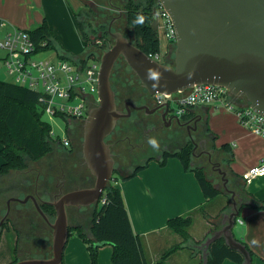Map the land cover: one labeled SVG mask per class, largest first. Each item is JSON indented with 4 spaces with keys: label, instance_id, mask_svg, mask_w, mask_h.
I'll return each instance as SVG.
<instances>
[{
    "label": "crops",
    "instance_id": "crops-1",
    "mask_svg": "<svg viewBox=\"0 0 264 264\" xmlns=\"http://www.w3.org/2000/svg\"><path fill=\"white\" fill-rule=\"evenodd\" d=\"M55 1L0 0V39L15 27L35 29L44 21H47L57 37L56 33H60V30L65 27L69 28L67 25L73 24L74 14L83 9L85 4L83 0L78 4L75 1L64 3L62 0L55 4ZM81 56L83 54L78 55V57ZM168 56L169 54L166 55ZM235 103L239 106L245 105V101L239 98H235ZM196 114L202 117L203 130L208 134L211 148L214 153L216 151L219 153L220 158H216L217 170L221 174L223 187L213 180L207 170L206 172L222 193L215 198L206 199L194 172L186 171L177 157L168 158L165 165L160 164V158H153L147 167L139 171L131 180L123 178L129 174L128 172L118 171L113 183L119 187V177L125 181L120 185L123 187L122 193L133 229L142 237L147 257L150 263L154 264L162 256L154 250L156 246L161 245L166 237L180 235L168 227V220L178 215L190 214L192 224L188 231L197 242L194 245L195 249L179 248L167 257L165 264H184L182 261L178 262V258L180 252L185 249L191 251L188 257L191 264L201 259H204L203 264H205V251L201 245L222 227L223 215L228 213L232 206L231 194L224 186L222 172H225L228 187L236 192V198L240 204V213L233 228L234 235L254 251L256 264H264V207H257L255 201V199L264 200V175L256 176L250 182L242 177L243 172L250 167L264 163V137L244 126L236 111L223 103L194 106L189 109L185 118ZM224 143H229L232 148L234 159L230 164L224 162V159L229 156V152L221 148ZM60 152L65 151L55 147L50 158L56 157V154ZM48 160L47 157H43L37 161H29L26 169L14 170L9 175L0 176V216L2 218L10 208L9 214L18 222L16 232L11 228L14 231L13 234L9 232L11 230H4L1 242L7 245L10 239L13 240V245H16L18 250H16L18 260L48 257L52 252V227L38 212L31 199L33 195L39 202L53 200L57 194L56 191L62 188V182L56 178V175L46 176ZM2 162L1 156L0 165ZM199 162L194 164L202 166L203 164ZM44 179L51 185V190H42L40 184ZM86 180H90V177H86ZM70 182L71 186L79 188L78 179L74 183ZM90 182L87 181V185ZM25 196L28 197L26 201L22 199ZM20 198L22 202L18 200ZM202 207L205 208L206 213L201 210ZM45 212L51 220L56 217L48 211ZM93 212V208L76 210L73 216L75 220L70 223L69 238L64 250L66 264L91 263L88 243L79 230L86 233L88 238H93L91 233ZM20 213L22 216L17 218ZM253 238L260 241V246L250 244ZM201 241L202 243L198 244ZM164 247L161 246V251ZM112 253V245L101 246L97 264H112ZM189 262L187 264H190ZM222 264L237 263L231 259H225Z\"/></svg>",
    "mask_w": 264,
    "mask_h": 264
},
{
    "label": "water",
    "instance_id": "water-1",
    "mask_svg": "<svg viewBox=\"0 0 264 264\" xmlns=\"http://www.w3.org/2000/svg\"><path fill=\"white\" fill-rule=\"evenodd\" d=\"M159 1L170 14L175 29L174 64L150 57L122 32L109 27L114 43L100 58L98 103L90 108L83 124V157L95 182L56 200L39 202L31 195L36 209L52 227V252L48 257L20 259L12 264H62L70 229L68 207L81 209L96 205L114 179L115 159L107 137L118 120L130 113V109L128 113L118 109L111 79L114 65L121 56L150 95L173 94L194 84H214L226 87L231 95L246 101L264 116V0ZM150 71L156 74L154 78L149 77ZM161 106L167 115L169 103ZM222 173L232 206L223 215L222 227L201 245L205 263L210 244L224 238L229 247L244 256L245 264H252L250 251L233 232L240 204L236 192L228 187L226 173ZM102 200L104 202L105 198ZM42 203L54 207V220L44 211ZM9 213L10 208L0 220V227ZM94 244L103 245L102 242Z\"/></svg>",
    "mask_w": 264,
    "mask_h": 264
},
{
    "label": "trees",
    "instance_id": "trees-1",
    "mask_svg": "<svg viewBox=\"0 0 264 264\" xmlns=\"http://www.w3.org/2000/svg\"><path fill=\"white\" fill-rule=\"evenodd\" d=\"M85 7L75 13L77 27L85 45L83 56H73L58 43L53 30L44 21L35 29H30L31 36L36 40L38 46L44 50L57 48L62 58L72 59L74 62H86L89 57H99V53L111 47L114 39L110 34L108 23L101 20L94 23L95 10L91 5L92 0H83ZM159 0H124L122 12L125 14L126 25L132 28L131 41L147 54L161 52V42L159 30L156 22L157 3ZM138 14L145 17L142 25H133L132 21ZM46 42L44 47L41 44ZM39 93L28 87L4 81L0 79V154L3 162L0 165V176L9 175L14 170H23L28 167L29 161H37L50 154L58 145L59 138H54L51 134L52 125L44 119V111L38 102ZM187 114V113H186ZM185 114V115H186ZM208 130H210L208 128ZM222 150L229 152V156L224 159L226 164H230L234 155L229 143L221 146ZM193 144L189 143L181 149L166 151L160 159V164L165 165L168 158L177 157L181 160L186 171L194 172L202 192L206 199H212L222 193L214 182L209 178L205 166L195 165L193 162ZM149 161L137 167L124 179L134 177L139 171L146 168ZM105 194V195H104ZM105 198V201H100ZM98 205L94 208L91 233L93 238H88L81 229L80 234L88 243L91 254V264H97L99 248L105 244L113 246L112 264H151L142 237L137 234L132 226V222L126 207L122 190L111 181L104 191ZM257 207H264V200L255 199ZM45 211L55 214L52 206H42ZM201 210L206 213L205 208ZM192 224L190 214L178 215L168 220V227L180 234L183 238L181 243H177L165 251L160 259L154 264H165L167 257L179 248L189 247L192 249L197 243L191 237L188 229ZM4 225V224H3ZM7 231L11 230L5 224ZM0 230V242L3 234ZM14 233V231H9ZM95 242H102L103 245L96 246ZM252 256V264L255 263L256 254L242 241ZM198 242V244H201ZM14 258L8 264L18 260L16 256V245H13ZM10 252V251H9ZM199 252H202L199 250ZM225 259H231L237 264H245L244 256L237 250L232 249L224 238H220L210 244L207 250L205 264H222ZM201 259L199 264H203ZM62 264H66L64 259Z\"/></svg>",
    "mask_w": 264,
    "mask_h": 264
},
{
    "label": "built area",
    "instance_id": "built-area-1",
    "mask_svg": "<svg viewBox=\"0 0 264 264\" xmlns=\"http://www.w3.org/2000/svg\"><path fill=\"white\" fill-rule=\"evenodd\" d=\"M159 19L163 20V24L168 27L171 40H175V29L170 14L160 1L157 3L156 11L158 30ZM45 45L46 42H43L41 47ZM0 51H3L0 60L11 76V81L39 93L38 102L44 111V119L46 116L64 117L67 120L86 118L90 106L98 103L100 57H89L84 63L62 57L56 61L43 57V53L48 50L38 46L30 30L16 27L0 39ZM148 55L160 60L162 53ZM155 95L169 103L170 108H175L178 115L186 114L190 108L197 105L221 102L236 111L244 126L264 137V116L256 112L246 101L244 106L236 105L235 97L226 87L194 84L173 94L156 93ZM51 134L56 138L53 129ZM58 138L64 146L70 144L68 135L58 136ZM263 175L264 163L261 162L244 171L242 177L250 182L254 177Z\"/></svg>",
    "mask_w": 264,
    "mask_h": 264
},
{
    "label": "flooded vegetation",
    "instance_id": "flooded-vegetation-1",
    "mask_svg": "<svg viewBox=\"0 0 264 264\" xmlns=\"http://www.w3.org/2000/svg\"><path fill=\"white\" fill-rule=\"evenodd\" d=\"M121 13L123 14L122 10L119 14ZM117 19L118 16H113V21L111 20V23L108 25V27L111 26L110 28L112 30ZM120 32L131 41V37L123 32V30ZM164 62L173 65V56L169 59L166 57ZM126 64V61L121 56L114 65L112 77L113 75L117 77L119 85L124 84L125 77L123 74ZM113 88L116 92L118 109L123 113H128V109H130V113L118 120L114 131L107 137V142L110 144L115 159L114 179L116 178V171L131 173L137 167L153 158L161 159L166 151L181 149L189 143L193 144L192 153L196 160L201 162L202 160L199 158L204 155L207 164H212L215 170L218 169V160H216L213 155L214 150L211 148L208 134L203 130L201 116L196 114L185 118V114L178 115L175 108H169L168 114L164 115L165 109L161 105L167 102L162 101L161 97L157 95L148 94L143 87L137 89L131 86L127 89L122 88L121 91H119L114 84ZM96 105L97 104L91 105L90 108ZM84 119L85 118L80 117L71 118L69 120L70 126L67 130V135L71 138L70 144L64 146L58 141L57 145L59 150L65 152L56 154V157L53 156L50 158L52 153L46 156L47 159H49L46 176L56 175V178L62 182V188L56 191L57 194L53 200L59 199L73 190L90 187L95 182V178L91 174L83 157ZM149 137L158 139L160 143L158 151L154 150L147 143ZM173 142L176 145L175 148H171L172 145L170 144ZM86 177H90V180H86ZM77 179L79 180L80 186L79 188H74L70 185V181L74 183ZM87 181H91L88 183L89 185H87ZM40 186L43 191L52 189L51 185L45 179L42 180ZM96 205H98V203ZM96 205L82 208L94 209ZM76 210H78V208L68 207L70 223H73L75 220L73 216ZM21 216L22 214L20 213L17 215V218ZM1 219L0 216V220ZM17 223V220L9 214L3 224H8L16 232ZM4 225L1 227L3 230H6Z\"/></svg>",
    "mask_w": 264,
    "mask_h": 264
},
{
    "label": "rangeland",
    "instance_id": "rangeland-1",
    "mask_svg": "<svg viewBox=\"0 0 264 264\" xmlns=\"http://www.w3.org/2000/svg\"><path fill=\"white\" fill-rule=\"evenodd\" d=\"M59 1L61 0H56L55 4H57ZM73 2L75 1L77 4L81 2V0H62V2ZM93 2H91V5L93 6L94 10H95V17H94V23L98 24L99 21L101 20H105L107 21L108 25L111 23V20L113 19V16L117 17V22L114 25L113 31H122L125 32L127 35H129L131 38H133L132 35V28L128 27L126 25V21H125V14H119L123 8V2L124 0H92ZM57 6V5H56ZM113 21V20H112ZM158 24H160L159 27V36H160V42H161V53L162 56L160 58L161 62L165 61L166 58V53L168 51V59L169 58H174V50H175V40H171L170 35L168 33L169 29L168 27L163 24V20L159 19L158 20ZM67 28H63L60 30V33H56L57 37V41L59 44H61V47L63 46L64 49L69 52L71 55L73 56H78L81 54H84L85 52V45L83 42V39L81 37V34L79 32V29L77 27V23H76V18H75V14H74V18H73V24L72 25H67ZM73 27V28H70ZM59 46H57V48H52L49 49L48 51L43 53V57H48L51 58L53 60H58L60 59V53H59ZM3 54V51H0V55ZM100 58L102 56V53H99L98 55ZM72 60V59H70ZM127 63V62H126ZM124 77H125V81L123 82L124 84L119 85L118 81H117V77L115 75H113V86L115 84V86H117V89L119 91H121L122 88L127 89L130 88L131 86L136 87L137 89H141L142 85L140 83V81L138 80L136 74L131 70V68L129 67L128 64H126L125 66V70H124ZM0 79L4 80V81H11V76L7 73L3 62L0 60ZM221 103V102H220ZM215 104V103H214ZM212 105V104H211ZM173 107H175L172 104ZM46 120H48L51 125H52V129L54 132V136L56 138L59 137H63L64 135H67V130L70 126V121L67 120L64 117H54V118H49V117H45ZM71 139V138H70ZM170 145L171 148H175V143H171ZM214 157L219 159V153L218 151H216L214 153ZM200 160H202L201 162H199L200 164L205 165L207 168V172L208 174L213 178V180L215 182H217L219 184V186L223 187V181L221 180V174L213 169L212 164H207V160L206 157L204 155H202L200 158ZM0 160H1V156H0ZM193 163H197L199 160H193ZM115 174H118V171L115 172ZM134 179V178H132ZM127 180H131L127 179ZM119 181L120 184H122L124 181V179H121V177H119ZM114 182V181H112ZM119 184V188L121 190H123L122 185ZM105 195V194H104ZM27 196L23 197L22 199L25 200ZM21 199V198H20ZM21 199V200H22ZM103 200L100 201L99 206H101ZM169 236L166 237L164 239V241L161 243V245H157L156 248L154 249L157 253L159 252L160 255L163 254V252H165L168 248H170L171 246L177 244V243H181V241L183 240L181 235H176V236ZM165 244V245H164ZM106 245H111V244H106ZM161 246H165L164 249L161 251ZM13 240H9V244L5 245L3 244V241L1 242L0 245V264H8L10 262V260L12 258H14L15 256L13 255ZM10 251V252H9ZM191 254V251L189 249H185L182 252H180L179 254V258H178V262H183L184 264H187V262H189V256ZM12 255V257L10 258V256ZM91 258V256H90ZM65 259V258H64ZM92 259H90L91 262ZM200 261H194L193 264H199ZM191 264V262H189ZM91 264V263H90Z\"/></svg>",
    "mask_w": 264,
    "mask_h": 264
},
{
    "label": "clouds",
    "instance_id": "clouds-1",
    "mask_svg": "<svg viewBox=\"0 0 264 264\" xmlns=\"http://www.w3.org/2000/svg\"><path fill=\"white\" fill-rule=\"evenodd\" d=\"M144 20H145V17L142 15V14H138L137 17L132 21L133 25H142L144 23ZM155 73L154 72H149V77L150 78H154L155 77ZM147 143L154 149V150H159L160 148V143L158 141L157 138L155 137H149L148 140H147ZM250 244L252 246H260V241L256 238H253L251 241H250Z\"/></svg>",
    "mask_w": 264,
    "mask_h": 264
}]
</instances>
